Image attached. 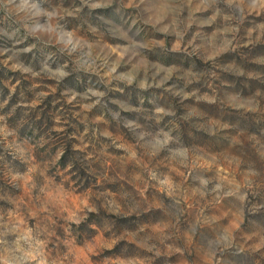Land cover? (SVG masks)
<instances>
[{
  "label": "rangeland",
  "instance_id": "obj_1",
  "mask_svg": "<svg viewBox=\"0 0 264 264\" xmlns=\"http://www.w3.org/2000/svg\"><path fill=\"white\" fill-rule=\"evenodd\" d=\"M0 264H264V0H0Z\"/></svg>",
  "mask_w": 264,
  "mask_h": 264
}]
</instances>
